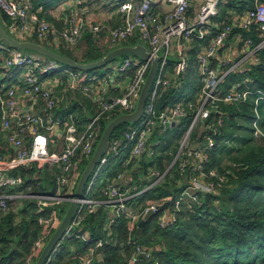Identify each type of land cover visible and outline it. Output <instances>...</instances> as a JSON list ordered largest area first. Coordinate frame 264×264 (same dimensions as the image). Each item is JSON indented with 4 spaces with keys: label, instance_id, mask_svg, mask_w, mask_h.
I'll return each instance as SVG.
<instances>
[{
    "label": "built area",
    "instance_id": "built-area-1",
    "mask_svg": "<svg viewBox=\"0 0 264 264\" xmlns=\"http://www.w3.org/2000/svg\"><path fill=\"white\" fill-rule=\"evenodd\" d=\"M237 1L246 0H100V5L84 0L85 11L66 8L59 14L62 8L35 6V0H0V12L12 21L9 33L19 40L38 39L59 53L60 49L73 50L90 33L111 50L132 45L130 41L133 45L141 43L158 60L142 118L138 123H128L119 133L117 128L109 139L85 183L74 217L45 264L53 263L65 240L83 238L80 231L86 215L98 213L100 208L109 211L107 229L121 217L136 229L148 211L161 212L163 204L141 208L129 202L163 180L151 164L159 145L156 136L166 130V125L176 127L192 115L177 159L181 170L191 163L195 176L173 207L158 218L163 229L176 221L180 211H192L201 204L199 196L219 194L233 175L231 169L222 174L205 169L207 149L214 146L207 137V131H213L206 121L212 112L219 113L220 104L234 105L254 96L257 118L252 127L255 137L264 140V122L256 109L264 103V92L250 89L249 79L225 86L229 74L243 75L256 64L264 48V0H255L254 9L240 13L230 8ZM90 5L98 14H86ZM220 6L225 13L219 11ZM101 14L106 20L99 18ZM63 17L64 27L60 29L53 19ZM253 30L258 43L251 37L243 38L245 32ZM103 33L106 40L101 38ZM235 49L242 56L240 61L230 58ZM0 53V70L7 71L6 78L10 79L0 87V220L10 212H21L24 201H34L41 216L40 232L27 259L31 264L33 259L38 260L66 214L62 206L74 201L79 181L108 124L136 111L152 64L136 57L111 61L100 71H80L38 53L14 49L1 40ZM192 53L196 54L198 74L195 101L183 98L158 111L162 94L185 90ZM79 112L82 122L78 121ZM192 133L197 134L195 141ZM34 164L40 165L35 181H43L37 188L25 185L23 177L14 173ZM143 164L148 180L154 181L141 192L132 193V174ZM139 177L146 178L144 170ZM12 203L16 205L10 206ZM134 240L129 237L128 245H133L134 251L128 264L138 262L143 252L150 255ZM102 245L100 241L98 246ZM95 256V251L88 252L78 264H92Z\"/></svg>",
    "mask_w": 264,
    "mask_h": 264
},
{
    "label": "trees",
    "instance_id": "trees-1",
    "mask_svg": "<svg viewBox=\"0 0 264 264\" xmlns=\"http://www.w3.org/2000/svg\"><path fill=\"white\" fill-rule=\"evenodd\" d=\"M40 1L41 3H37L35 0V6H53L46 0ZM254 7L255 0L237 1L230 5V8L238 13L252 10ZM0 22L9 32L11 19L0 12ZM248 37L256 43L259 41L254 30L243 34V38ZM101 38L106 40V34L103 33ZM33 40L41 43L38 39ZM95 40L101 44V40L93 34H85L86 44L93 50L90 51L86 62L97 61L112 49L107 44L98 46ZM133 42L128 44L133 45ZM70 52L71 49L59 50V53L67 57H70ZM2 58L3 54L0 53V61ZM17 72L13 71L14 74ZM7 74V71L0 70L3 80L0 87L10 80L6 78ZM244 79L250 80V89L264 92V49L258 53V62L245 74H229L225 86L228 88L234 82ZM197 80L196 54L192 53L185 90L182 93L170 90L162 94L157 104L158 111L183 98L195 101L193 99L197 91ZM256 109L264 122V103ZM218 110L219 113L212 112L206 121L213 131L212 134L207 131V137L213 140L214 146L207 149L208 161L205 169L215 170L219 174L228 169L233 171V175L228 178L219 194L199 196L201 204L195 205L192 211H180L176 221L166 229L158 225V218L166 211L160 209L161 212L155 214L144 226L142 237L137 234L139 225L132 229L124 217L118 218L116 223L107 229L109 211L100 208L98 213L86 215L80 231L83 238L65 240L52 264H78L85 259L88 252L97 251L100 241L103 242L102 263L98 262L95 256L92 264H128L134 251L133 245H128L130 236L135 238L136 245L141 246L151 256L150 259L140 258L134 264H243L240 259L244 256L252 258L251 264H264V140L255 137L252 127L257 118L254 112L255 97L250 96L245 102L234 105L220 104ZM192 119L191 115L180 125L157 134L159 145L156 147V156L151 166L164 176L163 180L148 192L130 200V205L147 208L154 203L165 204L169 201L171 204L168 208H172L183 190L191 185L195 176L192 165L189 163L181 170V161L177 157ZM78 121H83L81 115ZM129 125L122 124L116 133ZM196 138L197 134L192 133L191 139L195 141ZM184 157L187 158L185 154ZM39 166L34 164L30 169H15L14 173L23 177L25 185L36 183L35 175ZM143 170L146 180L139 177L140 171ZM46 176L52 178L49 174ZM148 179V169L146 164H143L141 169L132 174V193L141 192L150 186L154 179ZM20 214H26L20 223H16L14 212L0 220V264H28L31 248L40 232L38 219L41 212L34 201L27 200L24 201ZM36 261L37 258L33 259L31 264Z\"/></svg>",
    "mask_w": 264,
    "mask_h": 264
},
{
    "label": "water",
    "instance_id": "water-1",
    "mask_svg": "<svg viewBox=\"0 0 264 264\" xmlns=\"http://www.w3.org/2000/svg\"><path fill=\"white\" fill-rule=\"evenodd\" d=\"M0 40L2 42L6 43L7 45H9L10 47L14 48V49H18L20 51L38 53L40 55L46 56L52 60H55L59 63H62L64 65H67L71 68H74V69H77L80 71H93V70L105 67L111 61H113L114 59H116L118 56H120L122 54H131V55H134V56H136L142 60H148L152 64L149 75H148L147 80H146V83H145L143 90L141 92L139 102H138V107H137L136 111L131 115H122V116L116 118L114 121H112L106 127V129H105V131L101 137V140L97 146V149L94 153V156H93L91 162L89 163V165L87 166V168L85 169V171H84V173H83V175L79 181L76 194L74 195V201L69 206V209L66 212V214L64 215V217L62 218V221H61L59 227L57 228V230L55 231L53 236L50 238L49 242L47 243V245L43 249L40 257L38 258V260L35 263V264H45V262L47 261L49 256L52 254L53 250L55 249L56 245L62 240V237H63L65 231L67 230L72 218L74 217L75 211L77 209V201L82 197L83 190L85 187V183L88 180L91 172L93 171V169L97 165L100 157L103 155L109 139L111 138V136L113 135L115 130L117 128H119L122 124H125V123L135 124V123H138L140 121V119L142 118L144 111H145V106H146V102H147L149 93L151 91L153 82L155 80V77H156V74L158 71V60H157V58H155L151 54L150 50L145 45L138 43L135 45H127V46H122V47L116 48L114 50L107 52L104 57H102L101 59H99L97 61L83 64V63L76 62L75 60H73V59H71V58H69V57H67L61 53H58L54 50H51V49L43 46L42 44L36 43L34 41L19 40L18 38H16L12 34H10L5 29V27L1 24V22H0ZM171 127L172 128L175 127V124H172ZM171 127L169 125H166V130H169ZM197 149H198V146H196L194 148V150H197ZM175 161H176V159H175ZM175 161L173 162V164L175 163ZM173 164H172V166H173ZM170 204H171V202L168 201L165 204H163L160 207V209L161 210H167L168 206ZM154 215H155V213H153V211H148L146 213V215L143 217L142 221L139 223V228L137 230V234L139 237L143 236L144 226L150 221V219ZM101 250L102 249L99 246L97 248L96 254H97V261L102 263ZM140 258L150 259L151 256L147 255L146 252H143L142 254H140Z\"/></svg>",
    "mask_w": 264,
    "mask_h": 264
},
{
    "label": "rangeland",
    "instance_id": "rangeland-1",
    "mask_svg": "<svg viewBox=\"0 0 264 264\" xmlns=\"http://www.w3.org/2000/svg\"><path fill=\"white\" fill-rule=\"evenodd\" d=\"M84 0H46V2H51V4H53V6H57V7H60L62 9H59V14H61L62 11H64V9L66 8H71L70 11H77L78 9L81 10L80 12L82 11H85L87 9V6L86 4L83 3ZM95 2H99L97 3L96 5H100V0H94ZM81 4H78L80 3ZM37 3H41L40 0H37ZM75 9V10H73ZM219 11L221 13H225V8L220 6L219 7ZM86 14H98V13H95L92 6L90 5L89 6V11L86 12ZM99 18L101 20H106V17L103 16L102 14L99 16ZM65 21V17L62 18V20H58V19H53V23L56 24L60 29H62L64 27L63 23ZM41 42V41H40ZM95 44H97L98 46H101V44L99 45V41H94ZM43 46L44 45V42L41 43ZM102 46H104L102 44ZM47 47V46H45ZM53 50V49H51ZM64 50V49H62ZM90 51H93L92 48L90 50L89 46L86 44V41H85V35L83 36L82 40L80 41V43L72 50V52H70V57L71 59L75 60L76 62H79V63H83V64H86V63H90V62H86L87 57L89 56V53ZM25 52V51H24ZM27 52V51H26ZM104 53V52H103ZM133 58H136V56L134 55H131V54H122L120 56H118L115 60H118V61H124V60H130V59H133ZM94 62V61H92ZM102 68L100 69H96V70H93V71H100ZM89 72H92V71H89ZM99 183V180L96 182L95 186L97 187ZM69 206L68 204H65L62 206V210L66 213L69 209ZM26 214H24L23 217H25ZM22 218L18 221L16 220V223H20V221L22 220ZM159 248V247H158ZM240 261L243 263V264H251V261H252V258L250 257H247V256H244L240 259ZM36 263V262H35ZM34 263V264H35Z\"/></svg>",
    "mask_w": 264,
    "mask_h": 264
},
{
    "label": "crops",
    "instance_id": "crops-1",
    "mask_svg": "<svg viewBox=\"0 0 264 264\" xmlns=\"http://www.w3.org/2000/svg\"><path fill=\"white\" fill-rule=\"evenodd\" d=\"M36 5V4H35ZM240 49V48H239ZM264 49V48H263ZM238 49H235V51L233 52V54L232 55H230V58H231V60L232 61H240L241 60V54H240V52H238L237 51ZM0 78H1V75H0ZM7 83H4V85H6ZM3 138V134H2V132H1V130H0V140ZM43 183V181H36V183H31L30 185H33L35 188H37L38 187V185H41ZM16 205V203H12V204H10V206H15ZM16 213V219L19 221L21 218H22V216H21V214H20V212H15ZM64 217V216H63ZM55 233V232H54Z\"/></svg>",
    "mask_w": 264,
    "mask_h": 264
},
{
    "label": "bare ground",
    "instance_id": "bare-ground-1",
    "mask_svg": "<svg viewBox=\"0 0 264 264\" xmlns=\"http://www.w3.org/2000/svg\"><path fill=\"white\" fill-rule=\"evenodd\" d=\"M184 190H185V189H184ZM184 190H183V191H184Z\"/></svg>",
    "mask_w": 264,
    "mask_h": 264
}]
</instances>
